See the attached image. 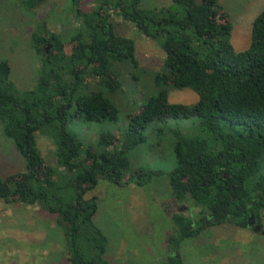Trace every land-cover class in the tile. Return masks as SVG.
Returning <instances> with one entry per match:
<instances>
[{
	"label": "trees",
	"instance_id": "trees-1",
	"mask_svg": "<svg viewBox=\"0 0 264 264\" xmlns=\"http://www.w3.org/2000/svg\"><path fill=\"white\" fill-rule=\"evenodd\" d=\"M43 1L21 0V4L31 10ZM93 1V7L85 11L81 0H71L78 25L67 41L43 21L31 33L30 44L40 61L32 88L17 89L10 64L0 55L1 130L25 164L24 171L0 175V200L37 206L54 215L67 264H109L106 235L93 221L96 197L86 194L99 178L122 184L129 166L127 153L143 141L142 130L148 122L194 116L198 135L174 132L175 166L168 184L176 200L190 199L191 209L197 211L171 214L170 250L211 225L230 222L249 228V215L260 223L264 210V173H258L264 156V8L251 24L249 46L234 51L230 18L218 0H172L171 6L159 9L141 8L140 0ZM112 15L131 22L147 38L160 39L164 70L156 74V84L191 88L198 98L192 104L171 103L167 90H159L131 117L123 138L103 133L98 141L102 151H87L82 157L81 142L66 129L67 109L74 102L76 114L86 121L114 118L111 101L101 91L84 92L83 85L92 78L115 92L120 83L114 63H138L134 40L115 31ZM42 127L53 140L55 167L44 160L37 146L36 133ZM157 172L151 170L149 176L139 172L134 182L144 184ZM167 264L183 263L172 253Z\"/></svg>",
	"mask_w": 264,
	"mask_h": 264
},
{
	"label": "rangeland",
	"instance_id": "rangeland-1",
	"mask_svg": "<svg viewBox=\"0 0 264 264\" xmlns=\"http://www.w3.org/2000/svg\"><path fill=\"white\" fill-rule=\"evenodd\" d=\"M218 2L230 18L234 51L244 50L250 43L251 24L264 8V0ZM80 4L89 11L94 1L81 0ZM171 5L172 0H140L144 9ZM111 20L118 34L134 40L138 63L133 65L127 60L114 63L120 83L115 92L107 91L92 78H87L83 85L84 92L101 91L111 101L116 109L114 118L86 121L76 114L74 102L67 109L66 129L81 142L82 157L87 151L92 154L102 151L98 141L103 133L123 138L131 117L159 90H167V101L171 103L192 104L198 98L191 88L175 89L155 83L156 74L164 70L160 39L147 38L131 22L116 15ZM40 21L64 41L74 34L78 25L71 0H44L31 10L21 0H0V55L9 62L11 79L18 90L32 88L37 80L40 61L30 40ZM174 132L198 135L196 118L170 116L148 122L142 130L143 141L127 153L129 166L122 184L99 178L96 187L86 194L96 197L93 221L106 235V260L109 264H167L168 256L174 253L183 264H264V210L260 211L261 231L223 222L184 238L177 250H170L168 238L174 235L170 213L197 211L190 208L192 201L188 198L181 205L169 188L168 174L175 166ZM36 140L44 160L55 167L54 144L46 127L37 131ZM24 170L23 158L13 142L3 135L0 123V175L5 177ZM151 170L158 171L157 175L141 185L134 182L139 172L147 174ZM258 173H264V156ZM61 238L54 215L37 206L0 200V264H67Z\"/></svg>",
	"mask_w": 264,
	"mask_h": 264
},
{
	"label": "water",
	"instance_id": "water-1",
	"mask_svg": "<svg viewBox=\"0 0 264 264\" xmlns=\"http://www.w3.org/2000/svg\"><path fill=\"white\" fill-rule=\"evenodd\" d=\"M252 221H255V218L253 217V215H249V216H248V219H247V225L251 227V225H252ZM252 229H253L254 231H258V230L261 229V226L259 225V223H257V224L255 225V227L252 228ZM260 231H261V230H260Z\"/></svg>",
	"mask_w": 264,
	"mask_h": 264
},
{
	"label": "flooded vegetation",
	"instance_id": "flooded-vegetation-1",
	"mask_svg": "<svg viewBox=\"0 0 264 264\" xmlns=\"http://www.w3.org/2000/svg\"><path fill=\"white\" fill-rule=\"evenodd\" d=\"M257 223H258V222L256 221V219H255V221H252L251 228H254V227H255V225H256Z\"/></svg>",
	"mask_w": 264,
	"mask_h": 264
},
{
	"label": "crops",
	"instance_id": "crops-1",
	"mask_svg": "<svg viewBox=\"0 0 264 264\" xmlns=\"http://www.w3.org/2000/svg\"><path fill=\"white\" fill-rule=\"evenodd\" d=\"M179 204H180V203H179ZM181 205H182V203H181ZM190 208H191V206H190ZM179 211H182V210H179ZM187 211H188V210H187ZM176 212H177V211H176ZM171 214H172V213H170V216H171ZM185 214H186V213H185ZM172 227H173V226H172Z\"/></svg>",
	"mask_w": 264,
	"mask_h": 264
}]
</instances>
